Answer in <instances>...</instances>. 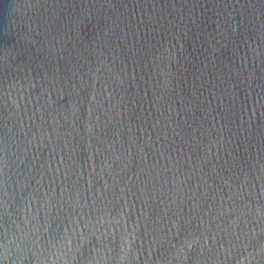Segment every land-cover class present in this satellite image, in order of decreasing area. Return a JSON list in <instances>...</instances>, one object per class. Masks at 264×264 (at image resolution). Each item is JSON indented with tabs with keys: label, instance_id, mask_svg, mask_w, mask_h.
<instances>
[{
	"label": "water",
	"instance_id": "1",
	"mask_svg": "<svg viewBox=\"0 0 264 264\" xmlns=\"http://www.w3.org/2000/svg\"><path fill=\"white\" fill-rule=\"evenodd\" d=\"M0 264H264V0H0Z\"/></svg>",
	"mask_w": 264,
	"mask_h": 264
}]
</instances>
